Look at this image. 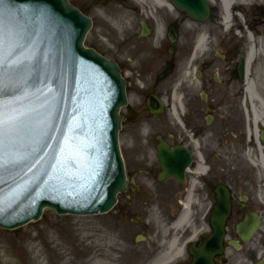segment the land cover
Returning <instances> with one entry per match:
<instances>
[{"label": "flooded vegetation", "instance_id": "obj_1", "mask_svg": "<svg viewBox=\"0 0 264 264\" xmlns=\"http://www.w3.org/2000/svg\"><path fill=\"white\" fill-rule=\"evenodd\" d=\"M113 2L123 11L114 19L123 31L122 40L115 44L121 59L115 62L125 80L127 107L129 96L140 93L144 114L136 117L140 125L136 129L139 135L149 129L145 138L134 141L140 148H135L131 163H126L133 182L124 192L125 200L138 193L136 182L141 180L165 185L159 191L162 195L170 191L167 184L178 187L174 193L177 207L166 219L171 225L181 215L183 202L191 201L190 225L175 237V247L169 245L172 232L167 239L143 248L142 262L150 264L172 253L167 264H190V244L200 245L204 240L191 235V216L196 213L192 204L201 198L199 209L210 216L216 191L224 186L229 191L231 214L224 252L216 263L228 264L221 260L229 259L231 250L246 251L264 223V112L258 120L254 118L252 106L257 103L247 90L252 83L264 104L255 81L257 66H253L264 38V7L255 0L249 4L234 1L228 11L220 0H202L203 6L198 0H107L104 4L86 0L75 7L91 19V32L96 24L93 16ZM188 11L204 12L205 17H192ZM255 106L260 110L259 104ZM159 152L176 159L181 181L177 177L159 181L163 172ZM247 163L258 167L255 174L241 173ZM248 214L258 215L259 228L244 242L236 226ZM146 238L143 235L142 242Z\"/></svg>", "mask_w": 264, "mask_h": 264}, {"label": "water", "instance_id": "obj_2", "mask_svg": "<svg viewBox=\"0 0 264 264\" xmlns=\"http://www.w3.org/2000/svg\"><path fill=\"white\" fill-rule=\"evenodd\" d=\"M198 4L203 6L202 0ZM188 13L205 17L200 11ZM91 24L68 0L0 5L5 55L12 46L17 50V66L0 72V114L15 117L3 138L2 228L38 221L45 208L60 215L104 214L126 189L119 146L125 83L113 61L84 46ZM158 157L159 180H180L176 159L160 152ZM230 214L229 191L219 186L209 220L212 232L201 245H190L191 264H217ZM258 228V215L248 214L236 233L247 242Z\"/></svg>", "mask_w": 264, "mask_h": 264}, {"label": "rangeland", "instance_id": "obj_3", "mask_svg": "<svg viewBox=\"0 0 264 264\" xmlns=\"http://www.w3.org/2000/svg\"><path fill=\"white\" fill-rule=\"evenodd\" d=\"M249 1L253 0H247V3ZM255 1L261 2L264 7V0ZM85 2L86 0H71L74 6ZM114 5L113 2L101 8L96 16H93L96 24L85 40L86 47L93 48L106 59L113 61L121 59L116 56L115 44L123 37V31L121 32L120 26L114 22L123 11ZM117 30H120V34ZM253 66H257L255 81L258 84V93L264 97V38ZM140 96V93L130 95L129 106L124 107L120 113L122 125L119 143L125 165L131 163L135 148H140L139 145H133L134 141L138 143L137 138H145L149 132V129H145L144 134L139 135L136 129L139 125H136V117H143L144 114L141 111ZM143 126L148 127L146 124ZM257 168L247 163L241 168V173L252 175ZM127 178L131 184L133 180L129 175ZM136 183L138 186L135 190L138 193L133 194L130 201L125 200V193L120 194V204L104 215H59L55 210L45 208L39 221H32L11 230L0 227V264H143L141 250L155 240L159 243L167 239L174 231L173 225L167 223L166 219L167 216H172L177 207L174 193L179 188L167 184L170 191L162 195L159 191L165 186L163 184L152 180ZM201 200L198 199L197 205L195 202L192 204L196 213L191 216L194 218L191 235L196 233V238L203 239L209 231V216L205 209H199ZM234 219L236 220L237 216H234ZM182 231L181 228L176 229L175 236ZM139 234L146 235V241H136ZM227 256L229 259L225 257L221 260L222 263L227 261L228 264H264V223L246 251L231 250ZM248 257L255 260L250 261ZM155 261L151 260L150 264Z\"/></svg>", "mask_w": 264, "mask_h": 264}, {"label": "bare ground", "instance_id": "obj_4", "mask_svg": "<svg viewBox=\"0 0 264 264\" xmlns=\"http://www.w3.org/2000/svg\"><path fill=\"white\" fill-rule=\"evenodd\" d=\"M234 1H239V2H241V3H245L247 0H220V2H221V4H222V6H223V8L226 10V11H228L229 10V8H230V6H231V4L234 2ZM227 15H228V12H227ZM247 90H248V94L251 96V99H252V101L254 102H256L257 104H259V108H260V110L255 106V105H257V104H255V105H253L252 106V113H253V116H254V118L255 119H257L258 120V118H259V113L261 112V110H263V112H264V104H263V102L261 101V99L257 96V94H256V92H255V90H254V85L252 84V83H249L248 85H247ZM190 204H191V201H190V198H188L187 200H185V202H184V204H183V211H182V213H181V215L179 216V218L176 220V222H174V224H173V226H172V229H174V231L176 230V229H180V228H184V226H186V225H189V219H190V215H189V207H190ZM173 231V235H172V238H171V241L169 242V245H170V247L172 248V247H175V245H176V239H175V233L176 232H174ZM194 236H195V233H194V235H193V238H194ZM172 253H167V254H165V256H163V257H161V258H158V259H156V261L155 262H153V264H167L169 261H170V255H171Z\"/></svg>", "mask_w": 264, "mask_h": 264}, {"label": "snow or ice", "instance_id": "obj_5", "mask_svg": "<svg viewBox=\"0 0 264 264\" xmlns=\"http://www.w3.org/2000/svg\"><path fill=\"white\" fill-rule=\"evenodd\" d=\"M8 0H0V5H3ZM7 38L4 36L3 32L0 31V72L4 70L5 67L12 68L17 66V61L13 59L16 54V47L12 46L7 51V56L5 55ZM15 120V117L5 119L2 114H0V167L3 166V138H4V130L6 126H11ZM14 163V161H13Z\"/></svg>", "mask_w": 264, "mask_h": 264}]
</instances>
